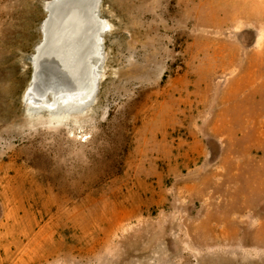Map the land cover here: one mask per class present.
I'll use <instances>...</instances> for the list:
<instances>
[{
  "label": "rangeland",
  "instance_id": "1",
  "mask_svg": "<svg viewBox=\"0 0 264 264\" xmlns=\"http://www.w3.org/2000/svg\"><path fill=\"white\" fill-rule=\"evenodd\" d=\"M52 1L0 0V264H264V0H101L92 102L30 115Z\"/></svg>",
  "mask_w": 264,
  "mask_h": 264
},
{
  "label": "bare ground",
  "instance_id": "2",
  "mask_svg": "<svg viewBox=\"0 0 264 264\" xmlns=\"http://www.w3.org/2000/svg\"><path fill=\"white\" fill-rule=\"evenodd\" d=\"M100 2L56 0L46 6L43 40L33 56L36 66L24 97L28 114L59 113L66 107L92 102L100 73L102 39L108 32L100 13ZM59 7L65 11L58 14ZM54 29L60 36L57 40L49 36ZM37 87L41 89V97L38 95L35 100L32 92ZM46 91L48 94L43 101Z\"/></svg>",
  "mask_w": 264,
  "mask_h": 264
},
{
  "label": "water",
  "instance_id": "3",
  "mask_svg": "<svg viewBox=\"0 0 264 264\" xmlns=\"http://www.w3.org/2000/svg\"><path fill=\"white\" fill-rule=\"evenodd\" d=\"M56 11L55 12H57V9H55ZM59 12H58V14L59 13H61V12H63V11H65V9L64 8H61V7H59V10H58ZM65 13V12H64ZM57 14V15H58ZM93 22V24L94 25H97V22L96 21H92ZM57 32V30L56 29H54L52 32H51V34L49 35L51 38H54V40L56 39H58L60 36L58 35V33H56ZM48 36V37H49ZM45 38H46V40H44V41H46L45 43H46V47H47V36L45 35ZM54 43H56V42H54ZM45 47V46H44ZM96 88V87H95Z\"/></svg>",
  "mask_w": 264,
  "mask_h": 264
}]
</instances>
